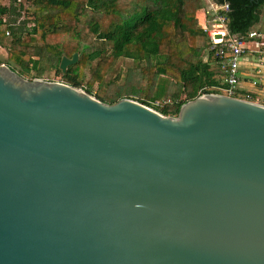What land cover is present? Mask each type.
I'll return each mask as SVG.
<instances>
[{"label":"water","instance_id":"water-1","mask_svg":"<svg viewBox=\"0 0 264 264\" xmlns=\"http://www.w3.org/2000/svg\"><path fill=\"white\" fill-rule=\"evenodd\" d=\"M0 264H264V104L170 116L0 65Z\"/></svg>","mask_w":264,"mask_h":264},{"label":"trees","instance_id":"trees-1","mask_svg":"<svg viewBox=\"0 0 264 264\" xmlns=\"http://www.w3.org/2000/svg\"><path fill=\"white\" fill-rule=\"evenodd\" d=\"M25 1L32 10L30 26L26 20L19 21L21 0L0 4V46L6 51L0 64L20 75L33 69L32 77H40L48 65L66 83L91 94L94 83L104 82L118 58L130 59L137 66L129 70L121 89L113 93L117 84L110 82L105 94L96 97L108 103L137 97L150 105L148 100L169 96L170 103L153 108L170 116H176L181 104L201 93L219 91L217 74L197 44L204 32L195 15L206 0ZM212 2L228 4L230 34H245L260 21L264 7V0ZM74 52L77 61L63 72L61 57L70 58ZM256 93L252 92L253 99Z\"/></svg>","mask_w":264,"mask_h":264},{"label":"built area","instance_id":"built-area-1","mask_svg":"<svg viewBox=\"0 0 264 264\" xmlns=\"http://www.w3.org/2000/svg\"><path fill=\"white\" fill-rule=\"evenodd\" d=\"M210 10L211 29L203 26L202 30L207 33L209 51L216 59L223 76L221 86L217 88L219 91L213 93L260 102L259 91H255L257 96L253 99L252 91L241 86L243 76H245L241 72V64L245 55L256 57L259 67L254 68L255 72L251 69L254 73H246V76L254 88H259L261 84H264V38L262 34L254 29L248 30L245 34H230L226 26V13L229 11L226 2L220 4L212 2ZM171 101V99L156 98L148 102L151 107H159Z\"/></svg>","mask_w":264,"mask_h":264},{"label":"rangeland","instance_id":"rangeland-1","mask_svg":"<svg viewBox=\"0 0 264 264\" xmlns=\"http://www.w3.org/2000/svg\"><path fill=\"white\" fill-rule=\"evenodd\" d=\"M10 2V0H0V4H4V5H8ZM21 8H20V16H19V21L21 20H26V26H30L32 20H33V16H32V10H31V6L25 1V0H21ZM212 3V0H206L205 1V4L202 6L201 9H204L205 11L207 10L209 13H207V21L205 22V25L208 29H211V21L210 19L212 18L210 12V4ZM18 5L16 4V7ZM18 8V7H17ZM201 9H198L197 12H196V21H197V16H198V11L201 10ZM199 27L201 29H203L202 25L199 24ZM251 29H254V30H257L259 31L263 38H264V7L262 8L261 10V16H260V21L254 25L253 27H251ZM208 36H207V33L204 32L203 34H201L198 39H197V44L201 47H203V51H202V55L203 57L208 60V62L210 63V66L213 70H215L216 72V78L219 80L220 83H222V74L219 73V71L216 70V66H217V63L215 62V59L213 58V55L209 54V48L206 47L207 44H208ZM264 40V39H263ZM6 57V51H5V48H3L2 46H0V58L2 61H5ZM244 63H242V66L241 69H246L248 74H253L255 72V67H259L258 64H257V58L256 57H253V56H248V55H245L244 57ZM9 61V62H8ZM7 63L12 66L13 65V62H11V60H7ZM6 65V64H5ZM137 66L136 63L132 62L130 59H125V58H118L114 64L111 66L108 74L106 75V78L104 80V82L102 84H97V83H94V85L92 86L91 90H92V93L91 95H94L96 97L99 96H103L105 94V91L108 89V84L110 82H115V84H117V87L115 88L114 92L113 93H117L119 91V89H121L122 87V84L124 83L125 81V77L127 75V73L129 72V70L133 67ZM17 70L20 69V67H16ZM219 68V66H218ZM251 69H254V72L251 70ZM86 71V70H85ZM36 73L35 70H30V72L28 73H25L24 75H21L23 76L24 78H27V79H34V78H41V79H44V80H49V81H62V82H65L63 79H62V76L57 73L55 71V68L54 67H50L48 65H44V69L40 75V77H32L34 76V74ZM113 84V83H112ZM264 84L261 85L259 88H258V91L260 92L259 95H260V102L262 104H264ZM82 88V87H81ZM252 88V87H251ZM83 89V88H82ZM115 95V94H114ZM129 98H132V97H129ZM132 99H140V98H137V97H133ZM157 99H172L171 97L167 96L165 98H157ZM149 101V100H148Z\"/></svg>","mask_w":264,"mask_h":264},{"label":"crops","instance_id":"crops-1","mask_svg":"<svg viewBox=\"0 0 264 264\" xmlns=\"http://www.w3.org/2000/svg\"><path fill=\"white\" fill-rule=\"evenodd\" d=\"M207 13H209L207 10L205 11L204 9H201V10H199L198 11V16H197V24L199 23V24H201L202 25V27L203 26H206L205 25V22L207 21ZM216 62V61H215ZM217 63V62H216ZM242 63H244V62H242ZM242 66H244V65H242L241 64V67ZM217 68H216V70L217 71H219V73L220 74H222V72H221V70L218 68V64H217V66H216ZM241 72L245 75V76H243V80H242V82H241V86L243 87V88H246V89H248V90H251L252 92H255V91H258V88H254V87H252L251 85H250V83H249V78H248V76H246V73H248L247 72V70L245 69H241ZM222 76V75H221ZM222 78H223V76H222ZM252 87V88H251ZM262 88H264V87H262Z\"/></svg>","mask_w":264,"mask_h":264}]
</instances>
